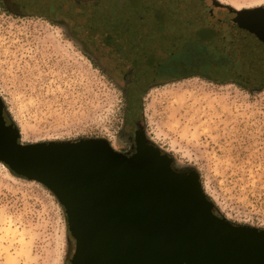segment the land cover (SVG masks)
Listing matches in <instances>:
<instances>
[{
	"label": "rangeland",
	"instance_id": "rangeland-1",
	"mask_svg": "<svg viewBox=\"0 0 264 264\" xmlns=\"http://www.w3.org/2000/svg\"><path fill=\"white\" fill-rule=\"evenodd\" d=\"M213 1L264 8V0ZM84 39L44 16L11 13L0 0V99L19 142L102 138L119 152L127 145L125 80L114 61L98 59L105 49ZM140 96L137 124L149 140L198 174L221 216L264 229V87L194 75ZM9 173L0 165V264H65L64 209L40 182Z\"/></svg>",
	"mask_w": 264,
	"mask_h": 264
},
{
	"label": "water",
	"instance_id": "water-1",
	"mask_svg": "<svg viewBox=\"0 0 264 264\" xmlns=\"http://www.w3.org/2000/svg\"><path fill=\"white\" fill-rule=\"evenodd\" d=\"M210 2L264 69V8ZM136 137L132 155L102 138L21 143L0 99V163L56 197L78 264H264V229L214 213L196 172L176 173L144 131Z\"/></svg>",
	"mask_w": 264,
	"mask_h": 264
},
{
	"label": "flooded vegetation",
	"instance_id": "flooded-vegetation-1",
	"mask_svg": "<svg viewBox=\"0 0 264 264\" xmlns=\"http://www.w3.org/2000/svg\"><path fill=\"white\" fill-rule=\"evenodd\" d=\"M11 13L16 15H40L60 22L72 31L86 28L105 49L98 59L107 57L116 62L117 76L124 81L123 90L128 92L130 122L123 131L127 145L120 150L123 154L137 152V133L144 131L138 125L140 92L151 85L181 78L188 74L219 78L214 68H205L203 63L188 67L179 57L180 48L172 50L170 32L180 27L188 35L212 37L231 36L239 42V33L226 32L220 28L217 9L206 0H1ZM202 4V5H201ZM225 32V33H224ZM161 38V36H165ZM90 38V37H89ZM86 40V39H84ZM91 45L90 39L88 40ZM176 43V41H174ZM104 51V50H103ZM174 55V56H173ZM215 74V75H214ZM194 76V75H193ZM228 76V77H226ZM222 78H235L224 75ZM161 155H168L159 148ZM169 156V155H168ZM170 157V156H169ZM172 158V157H171ZM171 168L179 174H189L190 168H177L171 160ZM67 257L65 264H78V241L68 231Z\"/></svg>",
	"mask_w": 264,
	"mask_h": 264
},
{
	"label": "trees",
	"instance_id": "trees-1",
	"mask_svg": "<svg viewBox=\"0 0 264 264\" xmlns=\"http://www.w3.org/2000/svg\"><path fill=\"white\" fill-rule=\"evenodd\" d=\"M188 28L189 27L186 26V29L184 30L185 33L181 31L180 27L174 28V31L170 32V34L172 33L170 39L173 41L172 50H175L178 47L181 49L180 50L181 54H179V57L181 56L180 58L182 60L185 59L187 66L191 67L203 63L205 68H209V69L214 68L216 71H218L219 75L222 76L226 74L231 75V72H233L235 78L219 77L215 79H211V78L209 79L206 76H201V75H197V76H201L203 78L215 82L219 81V83L221 80L229 79V82H234L239 86H241L242 88L256 87V86L264 87V69L261 68V66H259L258 64L250 61L248 55H246L244 52L241 51L240 41L236 42L233 40L234 39L233 37L226 35L219 37H212L210 35L207 36V38L204 36H199V35L197 36L195 34L188 35L186 33L188 31ZM78 32H80L86 38V40L90 39L91 43H93L95 46L98 47L100 45L99 48L101 47V50L104 49L102 48L103 46L99 41L97 40L92 41L93 39L92 37H94V35L92 34L91 31L87 30L86 28H81ZM164 37H166V35L161 36V38ZM238 38L240 37L238 36ZM174 41H176V43H174ZM193 75L196 74H188L184 76V78ZM177 79L180 78H171L166 81H172ZM144 91L145 90L141 91L140 95ZM123 92L125 93L126 96L124 124L128 125L130 123L127 121L129 119L128 92L126 90H123ZM137 112L138 115L141 114L140 108L137 110ZM4 118L6 124H10L13 125V127H15L14 123L10 119H8L6 114L4 115ZM9 171L15 177L25 178L21 175L14 173L11 170ZM214 213L221 215L215 209H214Z\"/></svg>",
	"mask_w": 264,
	"mask_h": 264
},
{
	"label": "bare ground",
	"instance_id": "bare-ground-1",
	"mask_svg": "<svg viewBox=\"0 0 264 264\" xmlns=\"http://www.w3.org/2000/svg\"><path fill=\"white\" fill-rule=\"evenodd\" d=\"M0 165L3 167V168H6V166H4L2 163H0ZM10 176H13L12 174L9 173Z\"/></svg>",
	"mask_w": 264,
	"mask_h": 264
}]
</instances>
